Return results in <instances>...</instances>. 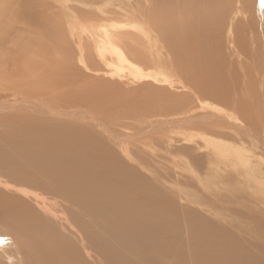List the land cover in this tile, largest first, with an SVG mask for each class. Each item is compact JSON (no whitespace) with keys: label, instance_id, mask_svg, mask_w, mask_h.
<instances>
[{"label":"bare ground","instance_id":"1","mask_svg":"<svg viewBox=\"0 0 264 264\" xmlns=\"http://www.w3.org/2000/svg\"><path fill=\"white\" fill-rule=\"evenodd\" d=\"M100 1L102 0H84L86 4L92 6L98 5ZM259 1L250 0L249 4L248 0H245L244 5L253 4L256 14L260 15L259 21L256 19L258 21L256 24L261 26L262 34L259 42L264 46V6L259 8ZM230 4L231 0H148L143 9L134 8L131 13L135 16L134 19L144 21L157 34L159 44L157 48L151 44L144 50L140 44H126V50H123L119 44L121 42L117 41L110 32L115 26L99 23L98 14H103L106 20L105 16L108 17L107 12L110 11L109 8L104 10L100 6L97 7L99 12L96 10V13L94 11L93 14L84 16L83 20L72 21L68 27L70 34L68 36L76 38L77 60L83 66L86 65L83 40L89 35L90 48L94 56L105 62L106 66L111 67L110 69H113L118 76L122 77L125 74L135 81L145 80L144 76H150L151 73L147 72L143 75L145 72L143 73V67L140 65L143 63L146 66L148 64V67L153 65L157 69L163 68L153 76V80L166 82L168 85L177 83L178 86L186 89L187 92L183 95H168L166 92L164 95L160 90L145 86L132 91L129 89L123 91L117 86L112 88L113 92L122 90L130 95L132 92L143 93L147 95V99L152 98L154 102L147 104L146 109L153 110L152 114L156 117L158 115L163 117L158 122L164 124L178 122L179 125L183 123L189 129L196 128L195 130L210 136L218 133L220 137L234 138L236 134L240 137L238 139H241L242 133L236 130L242 129L244 125L255 130L262 128L264 133V125L262 127L260 120L263 117H260V114H264V52L259 68L262 83L261 99L259 102L255 97L250 105L244 101V86L240 85V77L245 78L246 75L239 74L236 64L228 59L231 54H224L222 49L224 17L228 13ZM112 13V17H115L120 14V10H111L108 14ZM71 16H69L70 20ZM123 16L129 19L126 14L122 15V18ZM34 18L33 15H29L23 21L25 25L33 27L31 32L35 36L31 38L34 39L21 36L15 40L21 47L20 52L28 54L26 63L29 67L37 65L39 54H50L52 57L49 59L48 56L49 60L41 63V65L54 63L55 71L50 74V77L52 75V78H49L50 83L48 78L46 79L47 88L52 87L51 85H53L52 89L56 88V85L69 88L64 90L61 96L57 94L60 103L77 106L92 101L96 106L95 109H106L104 104L96 105L107 96L98 88L88 92L87 89L84 91H78L75 87L73 89L74 79L79 78L81 81L82 78L72 64L71 50L67 41L62 39L65 34L60 35L61 29H56L51 19L34 20ZM238 36L240 41L244 40L241 35ZM0 40L2 42V39ZM146 42L147 44L150 42L149 36ZM15 44L13 43V46ZM127 45L130 47L127 48ZM257 49L260 51L259 46ZM108 56L116 57L119 65L108 63ZM2 60L0 59V68H3ZM123 70L125 71L120 73ZM16 71L20 72L18 78L26 76L25 73L28 74V71L24 72L23 69ZM225 74L229 75L228 79L224 78ZM5 80L7 78L0 72V81ZM79 81H76V84ZM32 82L36 83L34 80ZM26 83L29 86L26 84V88L25 83L23 84L24 93L18 90V92L12 91L11 94L16 97L15 102L20 98L18 102L22 107L12 105V108H9L7 105L9 109L6 106L0 109L1 111L8 109L0 115V236L11 240L4 246L5 248L0 247V264H264V213L258 215L259 213L255 212L249 215L247 210L236 213L255 224L253 227L246 226L242 229L231 228L230 225L227 227L225 224L223 226L215 221V223L206 222L198 213L201 217L193 214L194 212L189 213L187 209H179L172 193L157 181L159 172L155 171L152 179L140 172L139 168H135L134 161L142 167L150 161L147 156L134 153V149L132 152L126 130L130 125L118 124L120 129H116L114 123L111 125L101 119L108 115L87 116L82 111L60 112L63 109L60 108L62 105L58 101L55 104L57 107L58 104L60 105L59 112L53 107L46 111L44 108H39L42 105L46 106L47 102L44 99L45 104H42L41 98V105L38 103L40 100H37L39 106L34 107L33 103L28 104L26 93H29L28 89L31 94L38 90L31 91L32 84L30 87L29 81ZM209 86L213 88L207 89ZM40 91L38 93H41ZM8 93L10 96V92ZM5 97L8 98L7 95ZM43 97L46 98L44 93ZM86 97L89 99L86 100ZM105 99H108V96ZM127 99L125 98V102L130 101L129 98ZM158 99L159 103L155 102ZM111 101L113 103L109 104L110 107H117L118 100ZM119 101L123 100L119 98ZM119 101L117 103H120ZM130 102L132 104V101ZM197 106H201L204 115L195 112ZM223 106L227 109L225 110ZM257 106L260 108L258 109ZM121 107L128 111L127 107L123 105ZM135 112L137 113V109ZM120 113L115 115L118 116ZM109 114L112 118L115 116ZM124 114L120 117L125 118L129 115L127 112ZM257 115L259 116L256 117ZM136 116L134 117L139 119L137 126L134 127L132 122L130 129L132 127L144 129L148 118ZM200 117L209 121L201 122ZM183 134V140L195 144V134H189V131ZM169 137L168 134V139L166 137L168 142ZM263 137L262 134L261 139ZM199 138L203 148L209 150L206 154L208 163L214 164L217 168L231 166L233 170H237L241 165L247 173V181L250 180L251 169H256L259 162L254 167H249L248 163L251 160L242 148L223 143L221 139H214L213 136ZM256 147L259 148L257 145ZM178 149L185 150L180 147ZM253 156L255 155L251 154L250 158ZM261 165L264 166V162ZM241 187H237L240 193L243 192ZM190 211L192 212L191 209ZM242 232H247L251 239L245 238ZM254 238L259 241H255ZM7 248H9L7 253L16 254L15 259L5 255L4 249Z\"/></svg>","mask_w":264,"mask_h":264},{"label":"rangeland","instance_id":"2","mask_svg":"<svg viewBox=\"0 0 264 264\" xmlns=\"http://www.w3.org/2000/svg\"><path fill=\"white\" fill-rule=\"evenodd\" d=\"M113 1L112 0H102L99 2L98 5L93 4V6L91 4L89 5V3L86 4L84 2V0H2V1H0V2H2L0 4V21H1L0 22V34H1L0 39H2V42L0 40V44L2 43L1 44L2 46H0V59H3L2 62H4L3 68L2 67L0 68V72L2 75L4 74V76L7 78V80H5L6 83H5V81H0L1 82L0 83V93H1L0 95L3 94L2 97L0 96V103L3 100L2 101L3 103H1V105H0L1 106L0 109L3 108V106H6V108H8V106H9V108H12V105H14V107H19V106L22 107V105L19 103L20 98L16 99L17 101L15 102L14 98H16V97L14 95H11V94H13V92H18V90H19V92L24 93L25 89L23 90L22 87L25 86L26 84L28 85V83H26L27 81H29V83H30V82H32V80H34L36 82L35 84L37 86L39 85V87H37L32 82V83H30V87L32 84V87H34V88L36 87V88L32 89V87H31L30 88L31 91L33 90V92H34L36 90H38V91L41 90L40 91L41 93H38V91H37V92L33 93V94H35V95H33V94H31L32 92L30 93V90L28 89L30 94L26 93V96L28 97L27 102H28V104L33 103L32 106L37 107V106H39L38 103H40L42 101H43L42 104H45V102H44V99H45V101L47 100V102H48V103L46 102V106H44V105H42V107L39 106V108H44L45 111L50 110V107H53L54 109L55 108L57 109V111L55 109L56 112H59L58 108L60 106L59 104H61L62 106H60V108L63 110H60V112H63L65 110V111H69V112L73 111L74 113L75 112L80 113L82 111V113L84 112L83 114H85L87 116L98 115V114L108 115V116H104L105 118L101 117V119L106 120V122H109L111 125H112V123H114L113 125H114V127L116 126L115 127L116 129H120L118 124H125L128 126L130 125V127H131L132 122H134L133 126L135 127V126H137V120H139V119H136L134 116H136V115H137L136 117L145 116L148 119H147V122L145 124L146 126L143 125V127L145 126L144 129L140 130V129H137L134 127H132L133 129L132 128L130 129V127L126 129L127 134H129L127 141H128V144L131 146L132 152L135 151L134 153H136L137 155H139V154L145 155L148 157V159L150 161L144 167H142L136 161H134L135 168H139L140 170L139 169H137V170H139L140 172H143V174L146 177L152 178V179L154 177V172L155 171L159 172L160 175L158 176V178H156L157 181L160 183V185H162L164 188H166L169 192L172 193V196L175 200V203L177 204V207L181 210L187 209L189 213L194 212L193 214H195L197 216L201 215L202 217L201 216H199V217L203 218L206 222H213V223L219 222L218 224H222V225L225 224V225H227V227L230 225L231 228L239 227V228L244 229L246 226H252V227L255 226V224L253 222L252 223L249 222L250 220H248L246 218L244 219V217L242 215H240V214L238 215L236 213H238V212L242 213L241 212L242 210L249 211L248 212L249 215H251L252 213L255 214V212L257 214L259 213L258 215H260L261 213H264V182L262 183V178L264 176V166L261 165V163L264 162V147H263L264 146V142H263L264 137L261 139V136H262V134L264 136V133L261 130L262 128L261 129L258 128L255 130V128L252 129L249 126L244 125V127L242 129L239 128L240 130L239 129L236 130V131L240 132V134L242 133L241 139H238L240 137L236 136V134H235L234 138H229V137H224V136L220 137V135L218 133L217 134L215 133V135L212 134L214 139L217 138V139H221V141L223 143L234 144V147L236 146L238 148H242V150H244V153H248L249 157L248 156L247 157H248V159L251 160L248 163L249 167H251V166L254 167L255 165H257L256 163L259 162L258 163L259 165L256 166V169H251V172H250L251 177H250V180L247 181V173L244 172L243 168H241V165L240 166L238 165L239 168H237V170H233V167H231V166H225V167L219 166V168H217V166H215L214 164H210L207 162L206 154H207V152H209V150L208 149L205 150L203 148L202 141H200L201 139L199 137L205 136L206 138H208V137L212 138V136L207 135V133H203L200 130H195L196 128L189 129L188 126H185L183 123H181L179 125L178 122H175V123L172 122V124H169L170 122L167 124L158 122L159 119H161L163 117H161L159 115H158V117H156V115L152 114L153 110L150 109L148 111L146 109L148 106L147 104L154 102L153 100H151L152 98L147 99L148 98L147 95H145L143 93L140 94V93L132 92L133 94L131 93V95H130V93L123 92L127 89H129V91L136 90V89L140 88L141 86H143V87L145 86V88H148V87L153 88L157 91L160 90L164 93V95H165V92L168 95H183L184 92H187L186 89L181 88L180 86H178L179 84H177V83H173V85L172 84L168 85L166 82H162V81L159 82V81L153 80L154 79L153 76H156L157 72L162 71L163 68L157 69V67L155 68V66H153V65H149V67H148V64L146 66L145 64L142 63L140 65L143 67V73L145 72L143 75H146L147 72L151 73L150 76H144L145 80L142 79L140 81H135L125 74L122 77H120L117 75V73L114 72L113 69H110L111 67L109 68L108 66H106L105 62L101 61L96 56H94L95 54L93 53V51L90 48L91 47V45H90L91 39L89 38V35L87 37L85 36V38L83 40L84 49H85L84 54L86 55V65L83 66L77 60L78 59V54H77L78 49H77L76 38H74L73 36L69 37L70 36V34L68 33L69 32L68 31L69 30L68 29L69 24H71L72 21L77 20V19L83 20L85 18L84 16H89V15H91L90 13L93 14L94 11H95L94 13H96V10H97V12H99L98 8H97L99 6H100V8H103L104 10H106L108 8H109L108 10H110L109 12H107L108 17L105 16L107 21L104 19L103 14H98L99 15L98 17L100 19V20H98V21H100L99 23L104 22L103 24H105V25L113 24L115 26V28L111 29L110 32L115 37V39L117 41L119 40V42H121V43H119V42L118 43L120 44V46L122 47L123 50H126V44H129V45L140 44L144 48V50L148 49L147 46H149L151 44L154 45L156 48L158 47L159 44L157 41V34L144 21H139V19L135 20L134 19L135 16L131 14V13H133L134 8L139 10L140 8L143 9L144 5L146 7V2L148 0H113ZM263 1L264 0H260L258 2L259 8H262L264 6ZM248 2L250 4V0H248ZM251 2H253V0H251ZM244 3H245V0H231V4L229 5V8H228L229 11L227 10L228 13L226 12L227 13L225 15L226 17H224L225 22H228V23L224 22V24L226 26L224 25V29H223L222 35H221V40H222V49L224 51V54L225 53L228 55L231 54L228 59L231 62H233L234 64H236V68H237V70H239L238 72L240 75H242V74L246 75L245 78L242 76L240 77V81H241L240 85L244 86V91H245L243 93V96L245 99L244 101L247 104L251 105L254 102L255 97H257V100L259 102L261 99L262 83H261V71L259 70V68L261 67L262 52H264V46L261 45V43L259 42V40L261 39V34H262L261 26L256 24L259 21L260 15L258 16V14H256V11H255L256 8L253 4L249 6V5H244ZM84 4H86V5H84ZM138 4H140V5H138ZM29 5H31V6H29ZM231 5H232V7H231ZM112 7H113V9H112ZM247 7H250V8H247ZM111 10L112 11L113 10H116V11L120 10V14H117V15L114 14L115 17H112L113 13L110 15L108 14V13H111ZM33 11H35V12L33 13ZM78 12L79 13L81 12L80 13L81 15L83 13V15L80 16V14ZM85 12L87 15H85ZM71 14H72V16H71ZM125 14L127 16H129V19H126V16H123L125 19L122 18V15H125ZM29 15H33L35 17L34 20H39L42 18L51 19V22L55 26V28L61 29L60 31L58 30L60 32V35L61 36H63L64 34L66 35V37L64 35L63 36L64 38H62V39H65L67 41L69 48L71 50L72 64L78 70V73L80 74V78H82L81 81H79L80 80L79 78L77 80L74 79V83L72 84L73 89L76 88L78 91H84L87 89V92H88L89 90H91L93 88H98L100 92H102V93L104 92L107 94L108 99H105L107 96L103 97V99L106 101H104V100L99 101L100 103H98L96 105L104 104V105H106V106H104L106 109H104V108L102 110L100 108H99V110L95 109L96 106H94V104H92V101H90V102L87 101L86 103H83V105L78 104L80 106L82 105L81 107L78 105L77 106L76 105L70 106V104L65 105L63 102L60 103L58 101L59 95H57V94H60V96H61L63 91L64 90L66 91V89L68 90L69 88H67V87L61 88L59 85H56L55 86L56 88H53V89H52L53 85H51L52 87L47 88V80L49 81L48 83H50L49 78H52V75L50 77V74L51 73L53 74V72L55 71L53 68L54 63H52L51 65H48V64L41 65V63H42V61H46L48 59L47 58L48 56L50 59V57H52V56H50V54L49 55L48 54H46V55L39 54L38 55L39 59L38 58L37 59L40 62V64L38 61H36L37 65L35 67L34 66L29 67V65L26 63V60L28 58V54L27 53L22 54L20 52L21 47L18 46V42L15 41L17 38H20L21 36L22 37L23 36L29 37V38L35 36V34L33 32H31L33 30V27H30L29 25H25L23 23L24 19L26 17H28ZM105 15H106V13H105ZM69 16H71V20H70ZM64 18H66L67 20ZM93 19H94V17H93ZM251 20H253V21H251ZM19 22H21V23H19ZM92 22H97V21H92ZM92 22H89V23H92ZM251 22H252V25H251ZM237 25H239V27L236 28ZM136 27H137V29H136ZM248 30H249V32H248ZM37 33H39V31H37ZM237 34L241 35L244 38V40L240 41V36H238ZM148 36L150 38V42L147 44L146 39ZM31 39H34V38H31ZM12 42L14 44L16 42V44L13 46ZM246 42H247V44H246ZM258 43H259V45H258ZM85 44H86V46H85ZM243 45H245V47ZM247 46H248L249 50L247 49ZM258 46H259L260 51L257 49ZM129 47L130 46L127 45V48H129ZM256 49L258 50L257 52H256ZM249 51H250V53L246 54V52H249ZM253 52L256 54L253 55L254 54ZM4 53H5V57H3ZM53 54H54V52H53ZM8 56H9V58H8ZM250 60L252 62H250ZM50 61H52V60H50ZM107 61H108V63L119 65L116 61V57H114V56H108ZM254 61L257 63L255 64ZM16 66H17V68H16ZM15 68L17 70L23 69L24 72L28 71V74L25 73L24 75H26V76H23L24 78L21 76H20L21 78H18L17 76L20 74V72L16 71ZM30 68H32V69H30ZM256 68L259 70V72ZM118 69L120 70V68H118ZM124 71L125 70L121 71L120 73H122ZM7 74H8V76H7ZM33 77H35V78L33 79ZM228 77H229V75L225 74L224 78L228 79ZM11 80H13L12 84H11ZM22 80L25 81L24 82L25 85H23L24 83ZM38 80H40V82ZM83 80H84V82H83ZM76 81H79V83L76 84ZM7 82H9V83H7ZM223 82H224V80H223ZM9 84H11V85L9 86ZM114 84H115V86H114ZM165 84H167V85H165ZM13 85H15V86L13 87ZM27 85H26V88H27ZM108 85H109V87H108ZM238 85H239V83H238ZM116 86L118 88L122 89L123 91L122 90L121 91L116 90L113 92L112 88L116 87ZM103 87H104V89H103ZM16 88H18V89H16ZM211 88H213V87L209 86L207 89H211ZM108 89L112 92L111 94L107 93V92H110ZM1 90H2V92H1ZM9 90H11V91H9ZM46 90H48V91H46ZM94 91H96V90H94ZM8 92H10V96H9ZM26 92H27V90H26ZM42 92L44 93V95H46V98H44L45 96L43 97ZM47 92L50 94H48ZM51 92H53V93H51ZM28 94L30 95L31 98L29 97ZM6 95L9 99L8 98L6 99V97H5ZM135 95H138V96H135ZM57 96H58V98H57ZM3 97H5V98H3ZM47 97H49V99ZM55 97H56V99H54ZM132 97H134V98H132ZM143 97H145L146 99ZM10 98L12 101H10ZM40 98H41V100L42 99L43 100L41 101ZM109 98L111 100H113L114 102L117 100L119 101V98H120L121 100H123L122 101L123 103L121 101H119L120 103H117L118 102L117 101L116 102L117 107L113 106L111 108L109 104L113 103V102ZM125 98L126 99L129 98L130 101H132V104L130 101H126L128 103V104H126ZM5 99H6V102H5ZM53 99H54V101H53ZM88 99L89 98L86 97V100H88ZM132 99L133 100L135 99L136 103ZM37 100H40V101L37 103ZM57 101L59 103L58 107H57V104H55V103H57ZM50 102H52V103L50 104ZM155 102L159 103V99H158V101H155ZM9 103H10V105H9ZM14 103H16V104H14ZM53 104H54V106H49V105H53ZM15 105H17V106H15ZM23 105H25V104L23 103ZM40 105H41V103H40ZM55 105H56V107H55ZM122 105L127 107L128 111L124 110L123 107H121ZM203 105H201V106H203ZM48 106H49V108H48ZM83 106H84V109H82ZM101 106H99V107H101ZM133 106L137 109V113L135 112L136 109L135 108L133 109ZM143 106H144L145 110H144V108H142ZM195 106H193V109L195 108ZM201 106H197V109L195 110V112L198 115H200V114L204 115L205 114V112L201 109ZM46 107L48 109H46ZM87 107H88V109H87ZM6 108L2 111L0 110V115L9 109V108L8 109H6ZM70 108H72V109H70ZM223 108L225 110L227 109L226 106H223ZM257 108L259 109L260 107L257 106ZM44 109H41V110L44 111ZM139 109L141 111H145V112H141V111H139ZM90 111H91V113H90ZM256 111H258V110H256ZM86 112H88V113H86ZM124 112L129 113L128 117H126V116H125V118L123 116L120 117V115H125ZM109 113H111L113 115H115V114L117 115V113H120V114L118 116L115 115L112 118V115H110ZM131 116L133 117V119H131ZM258 116L259 115H257L256 117H258ZM261 116L264 117V114H260V117ZM263 117L260 118L262 127L264 125V120H263L264 118ZM111 118H112V122H111ZM120 118H122V120H119ZM156 119H158V120H156ZM199 120L201 122L209 121V119H206L203 117H200ZM162 124L164 127H162ZM174 124H175V126H174ZM176 124L179 125L178 127L181 130L178 129ZM170 125H172V127ZM158 126H160V127H158ZM115 128H114V130H115ZM184 128H185V131H184ZM182 131H184V132H182ZM187 131H189V134H193V135L195 134V141H194L195 144L190 143L188 141L186 142V140L182 139L184 136L183 133H186ZM224 132H226V131H224ZM168 134L170 136L169 142L167 141ZM166 137H167V139H166ZM162 139L163 140L165 139V141H162ZM243 145H244V147H242ZM256 145L259 148H257ZM178 147L183 148L185 150L178 149ZM133 149H134V151H133ZM118 151H119V153L123 154V152H121L120 150H118ZM251 154H254L255 156L250 158ZM239 169H241V170H239ZM235 171H237V172H235ZM237 173H239V174H237ZM240 173H242L243 177H242V175H240ZM237 177H239V178H237ZM260 181H261V183H260ZM204 183H205V185H204ZM237 187L243 188V192L240 193L239 192L240 189ZM196 197L201 198V199L203 198L202 199L203 201L201 199H198V198L196 199ZM176 199L179 201H177ZM188 200H191V201H188ZM190 209L192 210V212L190 211ZM255 232H256V230H255ZM242 235L245 238L251 237L247 232L246 233L242 232ZM254 235H256V233H254ZM4 239H6V241ZM9 240H10L9 238H2L0 236V247L5 248L4 246H6V244L10 243L11 240L10 241ZM254 240H255V238H254ZM255 241L258 242L259 240L256 239ZM4 250H5V255H8L9 257L15 259V257H16L15 253H13V252L7 253L6 252L7 250H9V248L4 249Z\"/></svg>","mask_w":264,"mask_h":264}]
</instances>
